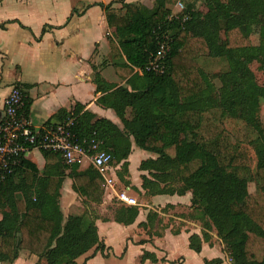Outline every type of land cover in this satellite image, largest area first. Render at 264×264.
<instances>
[{
  "label": "trees",
  "instance_id": "16d2710c",
  "mask_svg": "<svg viewBox=\"0 0 264 264\" xmlns=\"http://www.w3.org/2000/svg\"><path fill=\"white\" fill-rule=\"evenodd\" d=\"M177 1L184 7L173 20L174 0H155L152 7L125 0L101 4L109 26L118 31L116 39L109 37L113 66L131 88L107 82L94 66L97 91L104 93L97 101L116 111L124 129L80 103L73 110H59L54 118L57 123L73 119L82 143L88 146L95 138L100 149L111 153L109 164L128 157L133 136L138 147L156 155L140 166L149 172L142 176L148 195L191 192V210L184 216L202 227V237L190 236L193 250L201 252L202 240L210 242L216 231L231 264H264V84L241 54L252 48L247 26L254 24L260 29L255 51L264 61V0H203L216 10L214 16L203 13L198 6L201 0ZM116 3L121 6L115 7ZM197 26H202V32L192 34ZM167 30L172 42L166 70L162 74L147 71L150 55ZM213 70L221 74L218 103L212 96ZM16 87L25 93L21 85ZM133 97L137 98L136 114L128 119L126 109ZM28 111L26 98L27 117ZM182 131L185 140L180 138ZM42 152L47 160L42 173L25 158L0 184V264L14 263L22 250L47 264H76L90 250L105 249L95 223L97 215L65 217L61 208L66 176L73 179V188L85 197V203H102L103 174L94 165L81 170L77 163L67 165L57 152ZM64 166L68 175L60 172ZM127 166L125 161L123 168ZM243 182H254L255 191L241 195ZM138 213V206L121 205L115 219L132 224ZM160 219L158 213H149L142 225L150 226L151 235H160L154 231ZM141 259L158 261L149 251ZM220 262L205 259L206 264Z\"/></svg>",
  "mask_w": 264,
  "mask_h": 264
},
{
  "label": "crops",
  "instance_id": "0c3cea01",
  "mask_svg": "<svg viewBox=\"0 0 264 264\" xmlns=\"http://www.w3.org/2000/svg\"><path fill=\"white\" fill-rule=\"evenodd\" d=\"M55 1L57 0H3L0 7H6L10 2L53 4ZM110 1H81L82 8L78 6L75 11H0V119L4 113L6 97L14 86L21 85L29 102L28 118L35 128L41 129L51 124H58L59 121L54 115L59 110L70 111L80 103L97 117L107 118L124 129V124L116 111L98 103V98L104 93L97 91L93 79L94 68L98 67L107 82L116 87L128 86L127 78H122L113 66L109 37L117 38V28L109 26L104 6L98 5V3L107 5ZM125 1L142 3L148 7H152L155 2V0ZM120 6L121 3L115 4V7ZM175 12L172 11L171 16H177L179 11ZM247 31L252 44L251 49L255 51L260 42L259 26L250 24L247 26ZM245 50H241V54L253 69L255 59L261 57L252 56ZM235 52L240 53L238 49H235ZM136 71L141 73V69L136 68ZM210 77L216 85L215 78L218 77L220 81L221 74L213 71ZM219 86L216 85L215 89ZM214 90L212 96L214 102L218 103V99L215 98L218 93ZM136 102V97L129 100V108L126 109L128 119L136 114V108H133L136 107ZM50 120L51 123H48ZM130 140L131 150L128 157L120 163L108 164L103 173L106 189L102 203H85V197L74 190L73 179L66 176L63 181L61 208L65 217L86 212L97 215L95 223L100 239L105 244L103 251L95 253L92 249L77 258L76 264H79L78 260H82V264L85 261L87 264H92L94 260L105 262V259H110L113 253L111 250L117 241L122 244L124 251L115 255L123 264L126 257L132 255L136 264H190L191 258L194 257L198 260L202 259L203 264H206L205 259L216 258L222 260L216 264H231V258L223 250L224 245L216 231L212 232L210 242L202 240L201 252H196L190 247L192 234L196 233L202 237L200 223L184 216L191 210V192L185 195H148L143 188L142 176L149 175V172L142 170L140 166L143 160L155 158L156 155L138 147L133 136ZM33 153L40 157V162L33 158ZM26 159L36 163L40 173L47 164L43 152L38 149H32ZM125 161L128 163L127 170L123 168ZM77 164L81 170L94 165L89 156H84ZM60 172L68 175L69 169L64 166L60 168ZM123 191L143 198L144 201L140 205L139 203L128 205L118 199L119 193ZM121 205L139 207V213L132 224H123L115 219V210ZM153 212L158 213L161 218L160 222H155L154 228V231L161 233L160 235L154 232L151 235L150 226L142 225L147 223L148 214ZM170 217L183 222L181 228H178V233H174L173 224H168ZM169 239L174 240L177 247L184 246L185 255L172 256L168 248ZM145 251L156 254L158 261L152 262L150 259L142 261ZM178 257H182L180 262H176ZM12 264L47 263L44 260L39 261V257L30 251L22 250Z\"/></svg>",
  "mask_w": 264,
  "mask_h": 264
},
{
  "label": "built area",
  "instance_id": "2783aa9c",
  "mask_svg": "<svg viewBox=\"0 0 264 264\" xmlns=\"http://www.w3.org/2000/svg\"><path fill=\"white\" fill-rule=\"evenodd\" d=\"M179 4L182 9L183 4ZM171 42L167 30L160 36L157 49L150 55L145 67L147 71L157 74L165 72ZM25 104V93L14 86L4 101V113L0 119V184L14 173L32 149L57 152L68 165L89 156L94 166L102 174L105 172L112 159L111 153L100 149L95 138L89 141L88 146L82 143L74 131L73 119L38 129L26 116ZM118 199L128 205L138 204L137 199L125 191L119 193Z\"/></svg>",
  "mask_w": 264,
  "mask_h": 264
},
{
  "label": "rangeland",
  "instance_id": "374dc122",
  "mask_svg": "<svg viewBox=\"0 0 264 264\" xmlns=\"http://www.w3.org/2000/svg\"><path fill=\"white\" fill-rule=\"evenodd\" d=\"M81 1L84 2H101V0H57L55 1L53 4L52 3H27V4H20L17 2H10L8 4V6L6 7H0V11H75L76 7L79 6V8H82V4L80 5ZM110 1V0H108ZM130 1H136V0H130ZM111 2V1H110ZM109 2V3H110ZM101 5L102 3H98V5ZM198 6L202 9V11H204L203 13L207 16H214V12L216 11L215 9L210 8L209 6H207V4L204 3L203 0H201V2H199ZM173 11H180L181 10V6L179 4V2L177 0H174V2L171 5ZM73 8V9H72ZM72 9V10H71ZM97 11V10H95ZM175 12V13H176ZM177 17H171V20L176 19ZM202 26H197V28L191 32L192 34H198L202 32V28H199ZM245 50V49H244ZM243 51V50H242ZM246 52V50H245ZM252 56H256L257 52L254 51V49H248V51L246 52ZM258 60V61H257ZM253 70L256 73L257 79L261 84H264V61L261 58L255 59V63H253ZM215 71V70H213ZM212 71V72H213ZM215 83L216 85H220V81L218 79V77L215 78ZM215 93H218L217 89L214 90ZM216 100L218 99V94L215 95ZM262 114L264 115V104L262 106ZM180 138L182 140H185L186 138V134L184 131L181 132L180 134ZM250 154H253V151L250 150ZM33 158L38 160L40 162V157L37 156L36 153H33ZM136 170V169H134ZM256 184L254 182H243L240 188V193L241 195L245 196L249 193H252L255 191L256 189ZM120 189V186H119ZM122 190V188L120 189ZM134 197L137 199V202L139 203V205L144 201L143 198H140L138 196ZM179 213V212H177ZM182 221H180L179 219H176L174 217H170L168 224H173L175 229H180L182 226ZM217 240V239H216ZM218 241V240H217ZM113 250H111L112 254L110 259H105L106 261L104 262L102 260H94L92 262V264H123L122 260H119V257H117L116 255H118L119 253H122L124 251L122 244L119 243V241H117L114 245H113ZM168 248L172 254V256H176V254H180V255H185L186 252V248L184 246H180L177 247V245L174 243V240H168ZM224 250V249H223ZM116 254V255H115ZM182 257H178L176 262H180ZM135 258L132 255V257H126V259L124 260L125 264H127L128 262H131V264L135 263L134 262ZM79 264H82V260H78ZM136 264V263H135ZM190 264H203V260L200 259L198 260L197 258H191V262Z\"/></svg>",
  "mask_w": 264,
  "mask_h": 264
}]
</instances>
